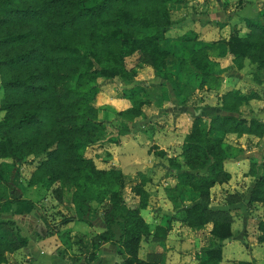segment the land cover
Listing matches in <instances>:
<instances>
[{
  "label": "trees",
  "instance_id": "16d2710c",
  "mask_svg": "<svg viewBox=\"0 0 264 264\" xmlns=\"http://www.w3.org/2000/svg\"><path fill=\"white\" fill-rule=\"evenodd\" d=\"M188 3L189 0H0V112L4 113L0 119V203L34 208V200L17 196L13 177L5 175V160L11 159L17 169L28 161L34 162L27 187L46 186L58 202L76 207L75 214L64 223H92L93 217L104 221L105 230L94 236L88 262L96 258L95 250L101 243L119 238L126 254L121 264H157L140 257L142 243L159 235L165 239L168 232L166 227L158 226L155 234L151 233L142 215L150 200L146 177L132 187L139 196L133 207L124 194L126 174L114 167L99 168L82 152L104 133L95 104L100 79L119 78L130 85L137 69L148 65L165 70V79L171 81L173 64L176 72L218 90L223 78L216 71L210 51L221 45L239 70L249 60L254 80L264 83L263 13L250 18L247 33L234 29L229 39L204 42L188 56L162 48L161 43L174 26L173 11ZM130 56L137 58L131 65ZM257 97L239 89L223 94L219 108L225 114H216L209 121L197 115L183 140V164L169 159L178 171V182L168 189L177 210L172 218L192 229L213 223V243L198 264H220L223 251L217 245L233 237V214L210 207L211 189L231 178L224 166L229 158L226 139L230 134L264 137V122L248 118L244 112ZM129 98L131 107L117 112L126 122L118 126L120 134L130 131L129 122L141 117L143 106L149 103L143 88L132 90ZM252 172L256 182L250 204L262 203L264 208V174H258L253 166ZM186 191L199 198L182 206L179 201ZM238 200L234 195L229 197L231 203ZM261 225L264 232V222ZM260 240L264 241V233ZM28 243L29 238L15 220L0 217V264H13L7 254Z\"/></svg>",
  "mask_w": 264,
  "mask_h": 264
},
{
  "label": "crops",
  "instance_id": "0c3cea01",
  "mask_svg": "<svg viewBox=\"0 0 264 264\" xmlns=\"http://www.w3.org/2000/svg\"><path fill=\"white\" fill-rule=\"evenodd\" d=\"M204 2L207 5L206 14L187 12L184 6L180 7L182 11L177 8L180 12L173 13L174 26L161 43L162 48L188 56L204 42L229 39L234 29H238L240 34L247 33L250 18L258 13L264 14V0ZM210 53L216 63V71L223 78L218 90H210L197 78L190 79L187 74L176 72L173 64L171 72L174 79L171 81L165 79V70L148 65L137 69L135 81L130 85H117L113 79L99 81L101 90L95 104L99 110V121L105 127L104 133L100 140L86 145L82 152L85 157L92 158L99 168L121 169L128 178L134 179V184L141 182L143 177L148 180L146 188L150 200L142 215L151 233L155 234L158 226L168 229L165 239L159 235L142 243L140 257L153 263L198 264L213 243V223L201 229H192L184 222L173 219L172 215L177 213L176 205L168 196V189L178 182V171L170 165L169 159L175 158L183 164V140L197 114L200 112L199 115L208 121L216 114H225L219 108L220 97L230 90L239 89L245 94L258 95L250 101V109L244 108V112L248 118L264 122V83L254 80L253 65L247 60L244 68L239 70L232 56L221 45L215 46ZM142 88L149 99V103L143 106L144 114L129 122V132L120 134L121 126H118L126 122L117 116V112L131 107L129 94ZM161 151L165 155L159 154ZM226 151L229 158L224 166L231 178L211 189L209 203L214 209L230 210L234 217L233 237L217 245L223 251L220 264H238L239 261L264 264V241L260 240L264 233L261 225L264 208L262 203L250 204L251 191L256 182L252 166L258 174H264V137L230 134L226 139ZM33 170L31 168V173ZM13 181L18 185L17 177ZM20 188V197L34 200V208L28 210L25 204L8 202L5 203L7 209L3 208L0 215L15 220L22 234L29 238L28 246L16 252L28 264H82L66 260L74 256L77 245L81 244L80 247L86 245L84 264H121L125 260L126 254L117 238L116 242L101 243L95 250L96 258L88 262L94 236L106 227L102 218L93 217L92 223L73 220L52 224L47 211H44V204L48 201L37 202L42 198L39 193L43 187L28 188L23 184ZM186 193L179 201L182 206H189L199 198L196 193ZM231 195L239 200L229 202ZM53 201L58 202L56 199ZM18 205L23 209L18 210ZM72 206L75 211L76 207Z\"/></svg>",
  "mask_w": 264,
  "mask_h": 264
},
{
  "label": "rangeland",
  "instance_id": "374dc122",
  "mask_svg": "<svg viewBox=\"0 0 264 264\" xmlns=\"http://www.w3.org/2000/svg\"><path fill=\"white\" fill-rule=\"evenodd\" d=\"M202 5V6H200ZM182 8V7H181ZM181 8L179 10H181ZM184 9H187V12H193V13H197L200 12L202 14H206V9H207V5L206 2H198V0H189L188 6H184ZM183 9V10H184ZM182 11V10H181ZM205 11V12H204ZM178 13L180 11H178L177 9H175L173 11L174 15L175 13ZM176 13V14H177ZM137 61L136 56H130L128 58V64H134V62ZM115 81V83L117 85H125L123 84V82L120 81L119 78L113 79ZM3 97V91L2 89H0V104H1V99ZM3 112H0V119L3 117ZM84 151V149L82 150ZM6 163L8 164L7 168H6V176L8 177L9 175H11V177H17L18 179V185L16 184V189H17V196L20 197V190H18L23 184L27 186V181L31 176V168H35L34 162L32 161H28L25 163V167L20 168L19 170L17 168H15L12 165V160L11 159H6L5 160ZM34 166V167H33ZM18 170V171H17ZM17 174V175H16ZM30 175V176H29ZM29 177V178H28ZM139 183V182H138ZM134 179L132 178H127L126 180V187H125V198L127 203L130 204H138L139 202V196L136 195L134 193V191L132 190V187L134 186ZM43 187V186H42ZM56 187V186H54ZM21 189V188H20ZM39 195H41L42 198H40L37 202H43L44 200L48 201V204H44L46 215H49V219L50 221L53 223H55L56 221H64L66 218H70L74 215V208L70 203H65L62 201H59L57 203H54L53 199L55 200V195L53 193V191H51L50 189H48L46 186L43 187V189L40 190ZM66 196V201L68 195ZM49 197H51L49 199ZM17 204V203H16ZM8 207V206H7ZM6 208L5 203H0V211H2V209ZM23 209V207H21L20 205H18V210ZM93 216V214H92ZM1 217V215H0ZM3 218V217H2ZM77 221H81V220H77ZM82 245V244H81ZM81 245H77L76 247V251L74 253L73 257H67L66 260H70L71 262H83L82 264H84V246L80 247ZM17 253H8L7 254V258L13 263V264H28L26 259H23V257H20L19 255H16ZM63 256V255H62Z\"/></svg>",
  "mask_w": 264,
  "mask_h": 264
},
{
  "label": "water",
  "instance_id": "95a60500",
  "mask_svg": "<svg viewBox=\"0 0 264 264\" xmlns=\"http://www.w3.org/2000/svg\"><path fill=\"white\" fill-rule=\"evenodd\" d=\"M200 113V112H199ZM199 113L197 114V115H199ZM229 239H225L223 242L225 243V242H227Z\"/></svg>",
  "mask_w": 264,
  "mask_h": 264
}]
</instances>
